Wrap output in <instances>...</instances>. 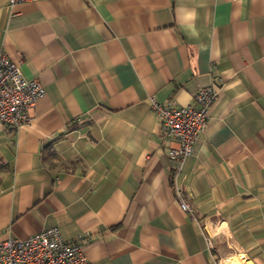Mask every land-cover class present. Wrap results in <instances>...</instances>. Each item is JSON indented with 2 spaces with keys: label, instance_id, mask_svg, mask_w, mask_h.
<instances>
[{
  "label": "crops",
  "instance_id": "obj_1",
  "mask_svg": "<svg viewBox=\"0 0 264 264\" xmlns=\"http://www.w3.org/2000/svg\"><path fill=\"white\" fill-rule=\"evenodd\" d=\"M0 53L45 89L0 128V243L56 227L89 264H264V0H0ZM216 76L177 171L150 99L195 107Z\"/></svg>",
  "mask_w": 264,
  "mask_h": 264
},
{
  "label": "built area",
  "instance_id": "obj_2",
  "mask_svg": "<svg viewBox=\"0 0 264 264\" xmlns=\"http://www.w3.org/2000/svg\"><path fill=\"white\" fill-rule=\"evenodd\" d=\"M39 0H8L10 7ZM214 77L210 86L203 87L195 95L196 106L180 107L176 102L159 103L150 99L152 111L158 117L163 137L169 142V159L180 171L194 155L200 135L208 127V111L218 96ZM45 95L38 80L26 79L20 65L12 63L0 53V128L17 129L31 120V112ZM180 198V192L177 191ZM182 210L192 215L188 203L180 201ZM90 236L65 241L58 228L47 229L26 240L9 238L0 243V264H89L84 249ZM210 251H215L211 238ZM220 262V261H219Z\"/></svg>",
  "mask_w": 264,
  "mask_h": 264
},
{
  "label": "bare ground",
  "instance_id": "obj_3",
  "mask_svg": "<svg viewBox=\"0 0 264 264\" xmlns=\"http://www.w3.org/2000/svg\"><path fill=\"white\" fill-rule=\"evenodd\" d=\"M228 263H229V264H237L238 261H237L236 259H230V260L228 261Z\"/></svg>",
  "mask_w": 264,
  "mask_h": 264
},
{
  "label": "rangeland",
  "instance_id": "obj_4",
  "mask_svg": "<svg viewBox=\"0 0 264 264\" xmlns=\"http://www.w3.org/2000/svg\"><path fill=\"white\" fill-rule=\"evenodd\" d=\"M212 242H213V241H212ZM215 254H216V256H219V255H217V253H215ZM218 258H219V259H218V261H221V260H223V259H221V257H220V256H219ZM236 260L238 261V259H236ZM222 262H223V263H224V262H227V260L225 259V260H223Z\"/></svg>",
  "mask_w": 264,
  "mask_h": 264
}]
</instances>
